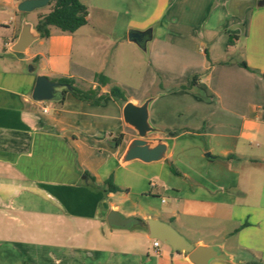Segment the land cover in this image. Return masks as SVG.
Segmentation results:
<instances>
[{
    "label": "crops",
    "instance_id": "crops-1",
    "mask_svg": "<svg viewBox=\"0 0 264 264\" xmlns=\"http://www.w3.org/2000/svg\"><path fill=\"white\" fill-rule=\"evenodd\" d=\"M22 1L0 0V16L18 19L5 51L47 14L29 20ZM82 2L88 22L75 33L52 27L11 69L0 54V264H192L154 247L150 219L229 255L211 264H264V0ZM132 30H151L145 50ZM24 62L84 89L103 74L102 94L117 85L127 102L150 99L147 140L165 157L123 161L138 138L127 102L33 101L37 76L12 69ZM109 178L121 191H105ZM112 211L143 226L111 228Z\"/></svg>",
    "mask_w": 264,
    "mask_h": 264
},
{
    "label": "water",
    "instance_id": "water-1",
    "mask_svg": "<svg viewBox=\"0 0 264 264\" xmlns=\"http://www.w3.org/2000/svg\"><path fill=\"white\" fill-rule=\"evenodd\" d=\"M51 0H24L18 5V10L23 13H30L36 9L47 7ZM151 30L136 31L132 30L128 34L131 42L138 45L141 49H146L147 42L151 39ZM40 36L32 30V26L25 23L22 32L13 45L12 50L16 53H24L31 44ZM33 69L31 68V71ZM71 90L70 86H65L60 82L54 81L47 76L38 75L32 89V100L35 102H59L64 99L63 89ZM150 99L138 106L132 102H127L123 108L124 121L132 126L138 138L134 139L124 157V162L140 160L146 163L162 160L165 157L167 146L164 142L150 141L147 137L156 129L150 125L148 105ZM111 228L122 227L132 228L143 226L137 218H123L118 212L112 211L108 217ZM147 227L152 239H158L163 244L169 246L174 252H184L192 264H211L213 260H228L229 255L218 246H195L190 243L172 225L157 219L148 220Z\"/></svg>",
    "mask_w": 264,
    "mask_h": 264
},
{
    "label": "trees",
    "instance_id": "trees-1",
    "mask_svg": "<svg viewBox=\"0 0 264 264\" xmlns=\"http://www.w3.org/2000/svg\"><path fill=\"white\" fill-rule=\"evenodd\" d=\"M47 7L50 8L49 12L40 15L39 21L35 27L36 32L41 38L50 37L52 27L59 29L61 32L73 34L88 22V7L82 2V0H51ZM241 65L247 67L245 62H242ZM55 80L65 86H70L71 90L64 88V93H71L80 100L102 104L105 98L110 96L121 105H124L127 102L125 91L117 85H113L110 88L109 93H101L100 87L111 83V80L103 74L96 75L95 81L99 84L96 89L80 88L76 86L75 80L72 78L63 77ZM62 101L63 100L59 102ZM178 133L179 132L171 133V135L176 136ZM172 171L178 174L174 167H172ZM104 185L106 192L116 193L121 191L120 188L114 184L113 178L106 180ZM255 264L263 263L256 262Z\"/></svg>",
    "mask_w": 264,
    "mask_h": 264
},
{
    "label": "rangeland",
    "instance_id": "rangeland-1",
    "mask_svg": "<svg viewBox=\"0 0 264 264\" xmlns=\"http://www.w3.org/2000/svg\"><path fill=\"white\" fill-rule=\"evenodd\" d=\"M49 10H50L49 7H44V8H41V9H36V10H34V11H32V12L29 13L30 15H29L28 18L31 21H35V19H37V14L39 12L48 13ZM20 16L21 15H19V18H20ZM0 21H6V22L13 21L14 22V23H12L11 25H8V26H4V25L0 24V54H1L2 57L6 58L7 65H9L8 68L11 69L10 68V64L13 63V60L14 59L16 60L18 58V55L15 52L11 51V50H7L6 49L7 51H5V46H4L2 40L9 39V38H11L13 36L14 30H15V27H16V22H18V19L12 18L11 13H5V15H1L0 16ZM82 38H83L82 33H79V35H77V37H76L75 52H77L78 47H79V39L80 40H84L85 39V38H83V39ZM89 51L92 54L95 53V49L93 47L91 49H89ZM91 58H94V57L91 56ZM15 65H13V67ZM15 67L16 68H12V69H16V70L17 69H20L25 74L38 76L39 70H37V68H35L34 64L31 63V62H24V63H22L20 65V68H19V65L18 64ZM31 68L33 69L32 71H31ZM52 80L56 81L55 79H52ZM164 199H165V201H169V198L167 196H165ZM162 245L165 246V244H163V243H162Z\"/></svg>",
    "mask_w": 264,
    "mask_h": 264
},
{
    "label": "built area",
    "instance_id": "built-area-1",
    "mask_svg": "<svg viewBox=\"0 0 264 264\" xmlns=\"http://www.w3.org/2000/svg\"><path fill=\"white\" fill-rule=\"evenodd\" d=\"M47 111H48V109L45 108L44 112H47ZM161 244H162V242L160 240L153 239V245H154L155 248H159L161 246Z\"/></svg>",
    "mask_w": 264,
    "mask_h": 264
}]
</instances>
